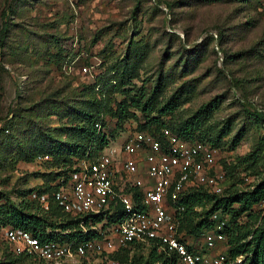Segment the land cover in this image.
<instances>
[{
    "label": "rangeland",
    "instance_id": "1",
    "mask_svg": "<svg viewBox=\"0 0 264 264\" xmlns=\"http://www.w3.org/2000/svg\"><path fill=\"white\" fill-rule=\"evenodd\" d=\"M12 1L0 50L7 69L0 71V218L28 197L47 208L50 184L64 179L58 174L83 166L80 126L89 118L79 110L99 117L112 144L140 130L187 128L214 149L225 191L264 179V122L240 103L264 110V0ZM6 6L0 0V23ZM66 96L75 112L48 114ZM167 105L173 109L162 111ZM254 210L263 214L264 200ZM171 213L190 244L211 257L226 252L223 240L206 250L207 232L197 237L196 221H181L176 206ZM148 249L115 257L132 264ZM0 264L109 263L98 256L42 263L0 247Z\"/></svg>",
    "mask_w": 264,
    "mask_h": 264
},
{
    "label": "built area",
    "instance_id": "2",
    "mask_svg": "<svg viewBox=\"0 0 264 264\" xmlns=\"http://www.w3.org/2000/svg\"><path fill=\"white\" fill-rule=\"evenodd\" d=\"M97 127L101 128L99 124ZM215 162L213 148L204 142H190L170 128L154 133L136 131L118 144H112L110 138L104 150L86 161L53 195L63 210L79 217L83 234L91 230L98 236L83 242L77 238L60 241L43 239L24 228L3 226L0 242H9L17 254L29 253L55 263L75 256H98L109 264H121L110 255L142 242L175 251L182 264H227L226 254L211 257L181 241L171 213L190 187L223 192V175L212 172ZM135 188L141 191L138 201ZM224 224L220 221L217 228ZM224 238L221 231H211L204 243L213 249ZM237 261L241 263L242 256Z\"/></svg>",
    "mask_w": 264,
    "mask_h": 264
},
{
    "label": "trees",
    "instance_id": "3",
    "mask_svg": "<svg viewBox=\"0 0 264 264\" xmlns=\"http://www.w3.org/2000/svg\"><path fill=\"white\" fill-rule=\"evenodd\" d=\"M5 3L7 6L1 13L0 50H3L7 45L12 26L10 15L15 12L12 0H5ZM6 70V67L2 64L0 59V71ZM58 96L65 97V93ZM66 98L67 101H52L53 104L59 105L60 108L51 111L48 114H62L63 117L72 115L76 110L75 106L71 104V101L74 99H70L67 96ZM93 103H95V98L92 104ZM240 103L250 115L257 120L264 122V110L262 108L255 107L251 102L243 99L240 100ZM35 109V107L31 108L32 111ZM172 109V106L167 105L162 111H169ZM79 111L89 118L88 124H81L80 126V129H82L81 137L85 140L82 149L83 162L85 163L88 160H93L104 150L111 136L104 127L102 121L99 120V117H95L94 113L86 110ZM44 116L45 114L42 115L40 112L35 115V117ZM27 121L32 123L34 120L28 118ZM97 124L101 126L100 129L97 127ZM162 128H170L173 132L190 142L200 141L206 143L203 140L193 137L187 128L184 130H175L169 126ZM162 128H150L148 130L140 131L154 133L159 132ZM47 155L49 159L50 155ZM82 168L83 166L79 169L74 168L71 172H79ZM212 172H214V170ZM74 173L66 176L64 173L58 174L59 176L62 175L61 177H64V179L50 184L49 188H52L53 190L52 196L47 193L48 198L46 200L43 199V201L48 200L47 208H45V205L41 206V204H38L32 197L13 203L7 211L6 216L0 218V228L3 226L24 228L41 236L43 239L60 241H69L77 238L78 242H83L89 238L98 236L96 233L93 234V231L91 230L88 233L83 234L79 230V217L73 216L71 213L63 210L53 196L54 192H56L61 185L72 179ZM134 192L135 199L138 201L141 196V191H139L138 188H135ZM1 198L4 199L3 196ZM263 200L264 179L250 190L225 191L223 189V192L215 193L210 188H204L203 186L190 187L175 206L177 207V213H180L182 216L180 218L181 221H196L193 231L196 232L198 235L197 237H200L201 234L204 236L206 232L208 233L212 230L216 232L221 231L224 234L225 238L223 241L227 243V249L226 252H224L228 257L226 261L227 264H264V213L262 214L261 212L254 210V206L261 203ZM198 208L202 209L201 212L197 210ZM119 212L122 213L121 207ZM215 214H217V218H214ZM227 215L229 217H227ZM242 216H245L246 219H241ZM220 221H224L225 224L221 229H218L217 225ZM179 237L181 241L186 243L190 248L198 247L197 244H190L188 238L183 236ZM159 246L160 244L158 243H132L129 246L122 247L110 256L117 259L115 257L117 253L122 252L127 247H148L147 257H142L137 262L133 261L132 264H182L175 251L159 249ZM0 247L21 258H30L42 263L52 262L36 258L29 253L17 254L14 251L13 246L5 240L0 242ZM198 249L201 250L199 247ZM206 250L211 249L206 245ZM201 251L203 252L205 250ZM240 256H243L241 263L237 261V258Z\"/></svg>",
    "mask_w": 264,
    "mask_h": 264
}]
</instances>
